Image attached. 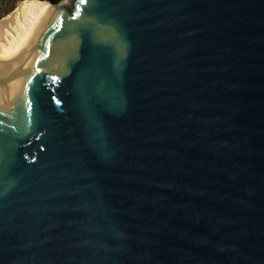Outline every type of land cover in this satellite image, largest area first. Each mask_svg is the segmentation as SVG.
<instances>
[{"label": "water", "instance_id": "obj_1", "mask_svg": "<svg viewBox=\"0 0 264 264\" xmlns=\"http://www.w3.org/2000/svg\"><path fill=\"white\" fill-rule=\"evenodd\" d=\"M64 1L0 64V264H264V0Z\"/></svg>", "mask_w": 264, "mask_h": 264}, {"label": "bare ground", "instance_id": "obj_2", "mask_svg": "<svg viewBox=\"0 0 264 264\" xmlns=\"http://www.w3.org/2000/svg\"><path fill=\"white\" fill-rule=\"evenodd\" d=\"M63 2L61 6H66ZM52 6L36 0L15 4L0 20V64L14 69L27 47L43 28Z\"/></svg>", "mask_w": 264, "mask_h": 264}, {"label": "trees", "instance_id": "obj_3", "mask_svg": "<svg viewBox=\"0 0 264 264\" xmlns=\"http://www.w3.org/2000/svg\"><path fill=\"white\" fill-rule=\"evenodd\" d=\"M40 1H45L51 4H59L63 2L64 0H40ZM8 3V0H0V19L2 18L3 13L5 12L4 10V4Z\"/></svg>", "mask_w": 264, "mask_h": 264}, {"label": "rangeland", "instance_id": "obj_4", "mask_svg": "<svg viewBox=\"0 0 264 264\" xmlns=\"http://www.w3.org/2000/svg\"><path fill=\"white\" fill-rule=\"evenodd\" d=\"M64 2H67V4H68V1H64ZM6 5H7V3L4 4V10H5V8H6ZM11 12H12V11H11ZM7 14H9V13L4 12L3 15H2V18H1V19H3ZM1 19H0V20H1Z\"/></svg>", "mask_w": 264, "mask_h": 264}, {"label": "snow or ice", "instance_id": "obj_5", "mask_svg": "<svg viewBox=\"0 0 264 264\" xmlns=\"http://www.w3.org/2000/svg\"><path fill=\"white\" fill-rule=\"evenodd\" d=\"M80 3H84V0H79Z\"/></svg>", "mask_w": 264, "mask_h": 264}]
</instances>
